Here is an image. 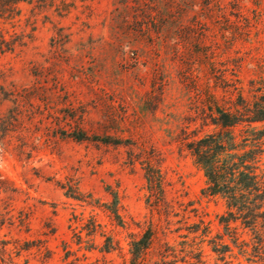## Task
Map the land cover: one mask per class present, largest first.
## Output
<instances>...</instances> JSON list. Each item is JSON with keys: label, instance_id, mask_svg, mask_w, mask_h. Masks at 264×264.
I'll list each match as a JSON object with an SVG mask.
<instances>
[{"label": "rangeland", "instance_id": "1", "mask_svg": "<svg viewBox=\"0 0 264 264\" xmlns=\"http://www.w3.org/2000/svg\"><path fill=\"white\" fill-rule=\"evenodd\" d=\"M17 10L0 55V264H248L186 144L239 93L264 99V0Z\"/></svg>", "mask_w": 264, "mask_h": 264}, {"label": "trees", "instance_id": "2", "mask_svg": "<svg viewBox=\"0 0 264 264\" xmlns=\"http://www.w3.org/2000/svg\"><path fill=\"white\" fill-rule=\"evenodd\" d=\"M31 0H0V55L11 51L10 41L2 29L6 21L17 16L18 4ZM232 108H215L213 124L219 129L186 144L187 150L205 178L204 195L219 197L225 205L220 217L226 235L239 249L248 264H264V99L249 101L242 93ZM107 142L109 140H102ZM148 184L160 187V180L148 178ZM239 223L249 235L241 239ZM223 238L213 246L221 260L230 251ZM147 238L132 243L133 260L147 247Z\"/></svg>", "mask_w": 264, "mask_h": 264}]
</instances>
